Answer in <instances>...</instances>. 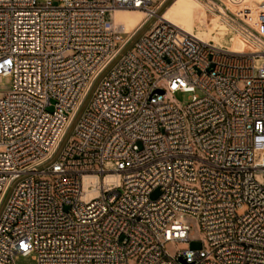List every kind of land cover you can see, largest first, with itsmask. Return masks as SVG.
Segmentation results:
<instances>
[{"label":"built area","instance_id":"obj_1","mask_svg":"<svg viewBox=\"0 0 264 264\" xmlns=\"http://www.w3.org/2000/svg\"><path fill=\"white\" fill-rule=\"evenodd\" d=\"M227 1L252 51L159 18L124 52L156 0H0V264H264V0ZM185 218L208 247L170 256Z\"/></svg>","mask_w":264,"mask_h":264},{"label":"rangeland","instance_id":"obj_2","mask_svg":"<svg viewBox=\"0 0 264 264\" xmlns=\"http://www.w3.org/2000/svg\"><path fill=\"white\" fill-rule=\"evenodd\" d=\"M186 1L195 5L197 16L201 17L202 15H204L208 18V22H207V25L205 26L204 32H201L203 33L204 36L206 33L207 34L212 33V35L215 36L216 33L219 32L220 26L222 25V26H225V30L229 38H232L234 36L237 37V39L240 38L239 36L235 34V28L238 25V22L235 20V17L232 15V12H234L233 11L234 8L232 5L228 3L227 0H186ZM176 2L177 0H156L155 10H159V16H161L162 14L170 16L172 12L171 11L172 7L176 4ZM143 11L150 13L145 10ZM220 11L224 13L225 15H227V17L222 15ZM156 22H157L156 19H152L148 23L144 24L134 36L133 42H135L138 38H140L147 31H149ZM194 32L196 34L200 33L197 27L194 28ZM133 52L136 55H138L135 50ZM73 53H74L73 51H70L66 54V56L67 57L71 56L73 55ZM155 77L157 78L158 75L156 74ZM161 87L165 89V86L163 84H161ZM11 89H12L11 79L6 78V77H0V97H4L6 94H9L11 92ZM189 98H190V94L178 92L174 95L167 94L166 102L174 104L182 108L183 105L189 101ZM52 110H53V102H52V106L49 108V111H52ZM4 150L5 148L1 149V151H4ZM197 156L204 159V157L201 156L200 154H198ZM199 166L200 164L198 163L197 168H199ZM98 169L99 167H97V170ZM42 179L53 181L54 176L45 175L42 177ZM159 196H160V190H156L152 194L151 198L156 199ZM246 210L247 208L244 207L243 209H239L237 213L239 215H243L246 212ZM184 223L192 227L191 236H190L191 241L168 242L165 245V250L170 256H174L181 251L199 250L203 248V242H205V246L208 247L205 233L200 229L197 222L194 219L185 218ZM137 262H138V257L130 259L129 264H137ZM16 264H37V262L33 256H26V257H20L17 260Z\"/></svg>","mask_w":264,"mask_h":264},{"label":"bare ground","instance_id":"obj_3","mask_svg":"<svg viewBox=\"0 0 264 264\" xmlns=\"http://www.w3.org/2000/svg\"><path fill=\"white\" fill-rule=\"evenodd\" d=\"M171 11L170 16L164 14L159 16V10L150 11V13L137 8L121 9L116 11L114 13V22L116 27L131 35L130 42L124 52L128 51L135 43L133 42V38L144 24L148 23L152 19H156L157 21L159 18H163L173 23L184 32L192 34L203 41H213L215 45L227 48L230 51L248 52L253 50L250 43L246 42L242 38L238 37L239 39H237L235 36L229 38L226 33L225 26L222 25L220 26L219 32H217L215 36H213L212 33H206L204 36L201 32H204L208 18L204 15L201 17L197 16L195 5L187 2L186 0H177ZM196 27L200 33L196 34L194 32V28Z\"/></svg>","mask_w":264,"mask_h":264}]
</instances>
